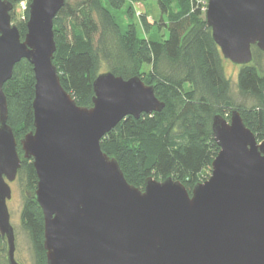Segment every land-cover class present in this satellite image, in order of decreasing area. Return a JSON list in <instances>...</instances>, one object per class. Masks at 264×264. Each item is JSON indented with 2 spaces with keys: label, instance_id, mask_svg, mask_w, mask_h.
I'll list each match as a JSON object with an SVG mask.
<instances>
[{
  "label": "water",
  "instance_id": "95a60500",
  "mask_svg": "<svg viewBox=\"0 0 264 264\" xmlns=\"http://www.w3.org/2000/svg\"><path fill=\"white\" fill-rule=\"evenodd\" d=\"M64 0H30L26 32L0 0V238L8 264L15 236L7 200L22 159L37 181L46 264H264V136L256 138L239 111L215 114L219 146L209 176L190 190L171 177L130 184L101 138L122 118L160 111L151 84L111 71L92 81L90 107L76 103L53 64V17ZM205 21L222 56L252 61L264 51V0H207ZM32 64L33 129L17 141L7 123L3 84L21 59Z\"/></svg>",
  "mask_w": 264,
  "mask_h": 264
},
{
  "label": "trees",
  "instance_id": "16d2710c",
  "mask_svg": "<svg viewBox=\"0 0 264 264\" xmlns=\"http://www.w3.org/2000/svg\"><path fill=\"white\" fill-rule=\"evenodd\" d=\"M9 1L15 6L24 0ZM26 1L25 19L16 24L21 38L26 32L30 0ZM134 1L143 0H64L53 17L52 62L62 86L81 106L92 104V81L103 71L123 78L137 75L153 85L163 108L138 118L125 116L101 138L100 147L117 160L130 184L142 189L148 176L171 177L190 192L209 176L219 150L211 132L213 115L235 108L256 138H263L264 68L257 62L261 50L252 45V61L239 65L236 75L239 91L253 102L236 104L229 93L224 58L196 0H155L159 20L167 29L166 37L160 39L139 36L130 29L133 12L129 3ZM124 7L126 23L119 14ZM140 23L147 34L155 22L142 15ZM34 82L32 64L23 58L2 87L7 123L19 153V139L33 129ZM15 179L23 180L26 189L20 223L30 240L33 262L46 264L43 216L34 196L37 177L31 160L22 159ZM0 264H8L4 238H0Z\"/></svg>",
  "mask_w": 264,
  "mask_h": 264
},
{
  "label": "rangeland",
  "instance_id": "374dc122",
  "mask_svg": "<svg viewBox=\"0 0 264 264\" xmlns=\"http://www.w3.org/2000/svg\"><path fill=\"white\" fill-rule=\"evenodd\" d=\"M199 1H203V0H199ZM71 2H73V0H71ZM129 5L131 6L133 12V17L131 20V23L133 25L130 27V29L135 30L136 34L139 36L145 34L154 39H160L166 37L167 29L159 20L161 13L159 10V6L155 0H143L137 2L134 1L129 3ZM26 7H27L26 0L12 7V9L10 10V12H12L10 14L12 24L16 25L18 22L24 21ZM119 14L125 23L126 21L127 22L129 21V19L127 18V14L125 13V7L119 10ZM142 15H145L150 22H155L153 23V26H151L147 34L144 32L142 25L140 23V17ZM257 58H258L257 62L260 64V67L264 68V52L261 51V53L258 54ZM144 68L147 69V67ZM101 69H104V66ZM223 69L225 75L229 79V93L231 94L233 101L236 104H241V105L243 104L249 105L250 103H252L253 100L247 95L246 96L242 95L237 87L236 75L239 69V64H235L231 62L229 59L224 58ZM91 105L86 107H90ZM222 116L226 120H229L230 110L229 109L224 110L222 112ZM19 154H22V150ZM156 180H160V179H156ZM10 186L12 192H11V198L7 200V207L10 214V222L11 225L13 226L14 236H15L14 256L15 259L20 264H34L33 249L30 240L28 238L26 231L22 228L20 223V210H21L22 197H23L22 195L24 193L23 191L26 190L24 186V181L15 179L13 182L10 183Z\"/></svg>",
  "mask_w": 264,
  "mask_h": 264
},
{
  "label": "built area",
  "instance_id": "2783aa9c",
  "mask_svg": "<svg viewBox=\"0 0 264 264\" xmlns=\"http://www.w3.org/2000/svg\"><path fill=\"white\" fill-rule=\"evenodd\" d=\"M196 2L198 3L199 7L204 11H206V8H207V0H203V1H199V0H196Z\"/></svg>",
  "mask_w": 264,
  "mask_h": 264
},
{
  "label": "flooded vegetation",
  "instance_id": "af4514ba",
  "mask_svg": "<svg viewBox=\"0 0 264 264\" xmlns=\"http://www.w3.org/2000/svg\"><path fill=\"white\" fill-rule=\"evenodd\" d=\"M12 182H13V181H12ZM10 183H11V182H10ZM10 183H9V184H10ZM10 187H11V186H10ZM11 192H12V190H11Z\"/></svg>",
  "mask_w": 264,
  "mask_h": 264
}]
</instances>
